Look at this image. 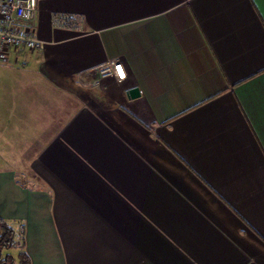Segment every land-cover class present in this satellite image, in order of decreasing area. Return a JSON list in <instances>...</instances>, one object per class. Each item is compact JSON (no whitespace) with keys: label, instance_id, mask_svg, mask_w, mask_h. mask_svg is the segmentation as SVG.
<instances>
[{"label":"crops","instance_id":"1","mask_svg":"<svg viewBox=\"0 0 264 264\" xmlns=\"http://www.w3.org/2000/svg\"><path fill=\"white\" fill-rule=\"evenodd\" d=\"M35 34L0 61L30 264H264V0H37Z\"/></svg>","mask_w":264,"mask_h":264},{"label":"built area","instance_id":"2","mask_svg":"<svg viewBox=\"0 0 264 264\" xmlns=\"http://www.w3.org/2000/svg\"><path fill=\"white\" fill-rule=\"evenodd\" d=\"M37 0H0V61L9 58L10 52L34 51L43 46L35 34ZM57 27H76L77 17L72 14H53ZM98 74H112L116 80L125 78L120 62L109 61L98 69Z\"/></svg>","mask_w":264,"mask_h":264},{"label":"trees","instance_id":"3","mask_svg":"<svg viewBox=\"0 0 264 264\" xmlns=\"http://www.w3.org/2000/svg\"><path fill=\"white\" fill-rule=\"evenodd\" d=\"M17 250V259L6 251ZM30 264L29 257L24 250V240L21 236L20 241L15 239V230L12 225L0 219V264Z\"/></svg>","mask_w":264,"mask_h":264},{"label":"water","instance_id":"4","mask_svg":"<svg viewBox=\"0 0 264 264\" xmlns=\"http://www.w3.org/2000/svg\"><path fill=\"white\" fill-rule=\"evenodd\" d=\"M128 96L131 98H135L139 96V88L138 87H132L127 92Z\"/></svg>","mask_w":264,"mask_h":264},{"label":"rangeland","instance_id":"5","mask_svg":"<svg viewBox=\"0 0 264 264\" xmlns=\"http://www.w3.org/2000/svg\"><path fill=\"white\" fill-rule=\"evenodd\" d=\"M6 253H10L11 255L14 256L15 259H17V250L16 249H10L8 251H6ZM10 264V263H7Z\"/></svg>","mask_w":264,"mask_h":264}]
</instances>
